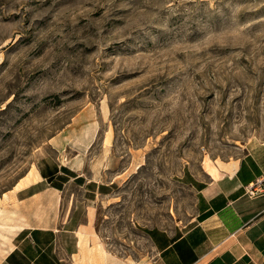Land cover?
I'll return each mask as SVG.
<instances>
[{
    "label": "rangeland",
    "instance_id": "1",
    "mask_svg": "<svg viewBox=\"0 0 264 264\" xmlns=\"http://www.w3.org/2000/svg\"><path fill=\"white\" fill-rule=\"evenodd\" d=\"M85 106L99 135L53 181L62 214L90 209L107 252L153 261L155 231L194 212L192 175L264 142V0H0V197L51 171Z\"/></svg>",
    "mask_w": 264,
    "mask_h": 264
},
{
    "label": "crops",
    "instance_id": "2",
    "mask_svg": "<svg viewBox=\"0 0 264 264\" xmlns=\"http://www.w3.org/2000/svg\"><path fill=\"white\" fill-rule=\"evenodd\" d=\"M98 135L97 110L85 106L49 139L58 159L51 171L35 167L2 194L0 264H129L107 252L90 209L72 226L74 212L63 216L62 189L53 183L62 167L78 172ZM212 166L214 174L202 167L201 177L192 175L191 217L155 231L154 260L138 264H264V142L246 143L241 156ZM256 181L263 189L250 197Z\"/></svg>",
    "mask_w": 264,
    "mask_h": 264
},
{
    "label": "built area",
    "instance_id": "3",
    "mask_svg": "<svg viewBox=\"0 0 264 264\" xmlns=\"http://www.w3.org/2000/svg\"><path fill=\"white\" fill-rule=\"evenodd\" d=\"M263 187L261 181H256L255 183L249 185L246 189V194L250 197L255 196L258 192L262 191Z\"/></svg>",
    "mask_w": 264,
    "mask_h": 264
},
{
    "label": "bare ground",
    "instance_id": "4",
    "mask_svg": "<svg viewBox=\"0 0 264 264\" xmlns=\"http://www.w3.org/2000/svg\"><path fill=\"white\" fill-rule=\"evenodd\" d=\"M206 169L212 174L215 172V168L209 163L206 164Z\"/></svg>",
    "mask_w": 264,
    "mask_h": 264
}]
</instances>
